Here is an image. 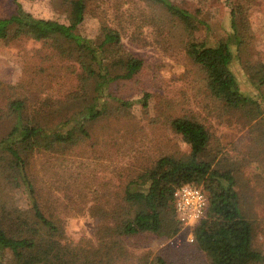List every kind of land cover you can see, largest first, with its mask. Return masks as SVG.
Listing matches in <instances>:
<instances>
[{
    "label": "trees",
    "instance_id": "obj_1",
    "mask_svg": "<svg viewBox=\"0 0 264 264\" xmlns=\"http://www.w3.org/2000/svg\"><path fill=\"white\" fill-rule=\"evenodd\" d=\"M152 1L161 4L165 14L146 0H61L69 12V22L61 23L37 16L14 0L13 12L0 15V43L42 41L56 57L73 63L70 73L75 81L68 92L43 98L36 106H30L26 97L8 103L10 126L0 137V200L6 202L0 214V264H128L127 240H163L178 232L174 191L189 183L202 185L208 197L206 214L194 229L192 249L206 264H264V250L255 245L256 226L242 207L236 177L231 169L213 166L212 134L205 123L189 116L170 119L172 128L190 141L189 155L157 158L146 170L145 186L127 185L123 192L94 196L91 213L104 222L98 243H74L59 216L43 204L35 169L39 154L63 156L86 142L91 128L108 116V98L123 107L149 108L154 101L149 66L124 46V35L133 44L147 46L153 37L169 39L179 24L189 37L186 53L216 100L243 110L263 94L264 63L254 69L245 64L255 80L250 91L242 88L235 71V62L242 61V50L251 40L242 1L231 0L229 5V36L201 42L195 34L200 29L208 32L210 24L199 8L192 11L172 0ZM93 18L99 22L96 32H82ZM125 81L135 87L136 98L113 95L112 89ZM21 189L35 212L32 223L16 216L14 195ZM134 264L175 262L155 253L140 255Z\"/></svg>",
    "mask_w": 264,
    "mask_h": 264
},
{
    "label": "rangeland",
    "instance_id": "obj_2",
    "mask_svg": "<svg viewBox=\"0 0 264 264\" xmlns=\"http://www.w3.org/2000/svg\"><path fill=\"white\" fill-rule=\"evenodd\" d=\"M18 1L37 16L69 22V12L61 0ZM146 1L165 14L161 4ZM172 1L192 11L199 8L210 24L208 32L197 31L196 41L207 37L224 40L229 36V5L234 0ZM240 1L246 8L251 40L242 50V61L235 62V71L242 88L250 91L255 80L249 66L254 69L258 63H264V0ZM14 8V0H0V15H9ZM98 24L93 18L81 31L94 34ZM188 39L187 31L179 24L174 25L169 39L153 37L147 46L133 44L124 35V46L144 58L152 73L148 83L154 92L151 106L123 107L113 97L108 98L109 114L91 128V137L86 142L63 156L44 153L36 156L43 204L47 211L59 216L74 243L90 240L98 243L97 233L104 222H98L91 213L95 195L123 192L127 185L133 189L145 186L146 170L157 158L163 155L183 158L191 153L190 141L170 123L176 116H189L205 123L211 132L209 160L215 168L232 170L242 207L256 226L255 245L264 250V86L263 94H257L254 102L243 110L216 100L205 85L203 73L186 53ZM72 66L71 61L56 57L55 51L42 41L23 38L7 45L0 43V137L10 126L6 116L10 100L26 97L30 106H36L43 98L68 92L75 84L70 73ZM115 89L112 93L119 98L138 95L130 81ZM5 205L1 199L0 214ZM14 205L19 220L26 223L35 220L34 209L23 189L15 193ZM176 222L178 232L166 239L127 240L128 264H134L142 254L152 257L155 253L165 255L175 264H206L203 256L192 249L193 242L188 240L190 230Z\"/></svg>",
    "mask_w": 264,
    "mask_h": 264
},
{
    "label": "built area",
    "instance_id": "obj_3",
    "mask_svg": "<svg viewBox=\"0 0 264 264\" xmlns=\"http://www.w3.org/2000/svg\"><path fill=\"white\" fill-rule=\"evenodd\" d=\"M175 216L177 221L190 230L188 240L193 242L194 229L205 216L208 208V197L198 184H185L174 191Z\"/></svg>",
    "mask_w": 264,
    "mask_h": 264
}]
</instances>
